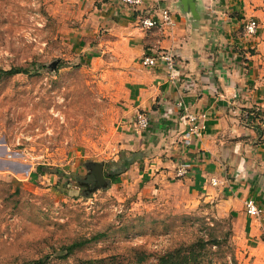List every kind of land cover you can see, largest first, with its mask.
<instances>
[{"label":"rangeland","instance_id":"rangeland-1","mask_svg":"<svg viewBox=\"0 0 264 264\" xmlns=\"http://www.w3.org/2000/svg\"><path fill=\"white\" fill-rule=\"evenodd\" d=\"M56 3L0 0V72L22 69L0 76V264H159L182 248L188 264H264V243L248 247L220 196L149 171L129 79L113 53L84 50ZM261 3L250 44L264 42Z\"/></svg>","mask_w":264,"mask_h":264},{"label":"crops","instance_id":"crops-1","mask_svg":"<svg viewBox=\"0 0 264 264\" xmlns=\"http://www.w3.org/2000/svg\"><path fill=\"white\" fill-rule=\"evenodd\" d=\"M60 3L64 18L74 21L67 28L84 31V50L113 53L129 79L132 114L149 119L148 129L131 136L141 159L151 162L149 171L172 178L186 167L179 180L189 192L220 196L235 216V232L248 247L261 246L264 134L251 115L264 112V57L249 48L264 42L256 37L251 45L243 37L246 20L262 17L261 0H162L174 23L152 30L139 23L149 10L133 11L120 0H59V9ZM167 51L175 55L174 70L143 64ZM189 116L199 117L201 137L191 134ZM249 200L257 201L259 216L247 214Z\"/></svg>","mask_w":264,"mask_h":264},{"label":"built area","instance_id":"built-area-1","mask_svg":"<svg viewBox=\"0 0 264 264\" xmlns=\"http://www.w3.org/2000/svg\"><path fill=\"white\" fill-rule=\"evenodd\" d=\"M162 0H120V3L124 6L131 8L133 11H146L149 10L150 13L143 16L139 23L146 30H152L156 28L166 27V25H172L174 23L172 17V11L167 7H162ZM260 28L258 22L255 19H248L244 24L243 32L246 37H253L258 33ZM159 62L165 63L167 67L171 70L175 69L176 60L175 55L170 52H164L156 57L144 58L143 64L146 66H156ZM189 122H191V134L197 137H201L202 124L199 122V117L189 116ZM140 129L146 130L150 127L149 119L140 114L137 117V122L135 123ZM188 169L186 167L180 168L178 171L179 176H186ZM211 184L216 185L215 179L211 181ZM247 214L251 217L259 216L261 213L260 207L256 200H249L246 202Z\"/></svg>","mask_w":264,"mask_h":264},{"label":"trees","instance_id":"trees-1","mask_svg":"<svg viewBox=\"0 0 264 264\" xmlns=\"http://www.w3.org/2000/svg\"><path fill=\"white\" fill-rule=\"evenodd\" d=\"M22 72V69H11V70H7V71H1L0 72V76H7V75H16ZM94 165V164H93ZM94 169V168H93ZM97 180V173H95L94 171H92V174H90V177L87 178L86 183L88 184H94ZM195 247H191L192 250H194ZM71 250L74 249V246L70 247ZM184 248L180 249V250H176L175 253H168L165 256H163L160 260H159V264H188V262H190V256L186 255V253H182V251H186L183 250ZM145 258H141L139 261L144 260ZM194 261L196 262V264H199V262L197 261V257L195 256ZM38 264V263H37Z\"/></svg>","mask_w":264,"mask_h":264}]
</instances>
